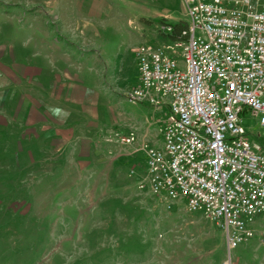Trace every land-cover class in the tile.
<instances>
[{"label": "rangeland", "instance_id": "1", "mask_svg": "<svg viewBox=\"0 0 264 264\" xmlns=\"http://www.w3.org/2000/svg\"><path fill=\"white\" fill-rule=\"evenodd\" d=\"M108 1L111 9L91 21L90 39L50 35L70 50L74 81L92 87L84 97L71 93L75 102L15 80L22 76L13 54L16 63L41 69L32 74L41 86L52 83L61 66L40 42V21L25 12L38 8L0 2V264H221L227 252L216 223L182 204L168 209L137 188L146 171L140 143L162 146L167 109L130 104L125 92L139 79L135 48L163 38L158 21L145 26L137 18L136 3L152 0ZM154 1L147 7L168 6L187 22L180 0ZM119 110L148 115L146 137L136 125L114 120ZM241 124L248 141L264 150L259 118L245 113ZM131 131L136 142L120 144L116 135ZM258 239L231 250L232 261L243 264L253 255L264 262V247H258L264 241Z\"/></svg>", "mask_w": 264, "mask_h": 264}, {"label": "built area", "instance_id": "2", "mask_svg": "<svg viewBox=\"0 0 264 264\" xmlns=\"http://www.w3.org/2000/svg\"><path fill=\"white\" fill-rule=\"evenodd\" d=\"M181 1L186 30L134 50L139 79L127 101L167 109L162 146L140 143L146 171L136 185L168 209L182 204L216 223L227 252L221 264H232L231 250L264 239V150L241 124L249 113L264 128V5ZM116 136L122 145L137 140L132 131Z\"/></svg>", "mask_w": 264, "mask_h": 264}, {"label": "crops", "instance_id": "3", "mask_svg": "<svg viewBox=\"0 0 264 264\" xmlns=\"http://www.w3.org/2000/svg\"><path fill=\"white\" fill-rule=\"evenodd\" d=\"M158 1L164 2L165 0H158ZM0 2H2V4L4 5L13 4L14 6H16V4L18 5L26 4L29 6L35 5L38 8V9L36 8L32 9V8L24 7L26 8L25 12L28 13L29 17H30V14H33L32 18L35 21H40V24H38V26H35V28H37L36 29L37 32L43 33L42 38L39 37L40 42H45L46 44L45 48H47L49 45L50 50L46 51L47 55L53 58V60H55L56 63L61 66L60 71L58 73L57 72L55 73L54 80L52 82L53 84L44 83L41 86L40 84L34 83L33 81L34 79L32 76L33 73L39 74V72H41V69L38 68L37 66L32 67V68H26L22 64L20 65L19 63H16V55L14 56L13 54V58H11L12 60L11 63L13 65L17 64L21 67V76H22L21 78H15V80L21 81V79L24 78L30 82V85L35 86V87H40L43 93L46 91L43 88L47 87L49 90V93H48L49 96L52 98H55L56 100L60 99L64 101L75 102L73 99L74 96L84 97L85 95L89 94L92 87L84 85L83 81L82 83H79V82L76 83L74 81L75 76H73L72 73L69 71V66L71 67V64H72V57H71L70 50L67 49L64 45L58 43L53 38H50V35L55 36V38L56 36L57 38L60 37L64 40L90 39L92 37L91 29L93 26L91 21L93 18H99V15L103 14L106 11L108 12V10L111 9L109 6L110 5L109 1L108 0H0ZM130 3L133 4L132 1ZM154 3H155L154 0L146 1L145 2L146 5L136 3L135 9L138 11V16H139L137 17L138 20H141V21L144 20L146 22H149V21L157 22L159 20H164V22L166 23L167 22L176 23L178 21H182L179 16H176L173 13L172 9L168 8V6L164 8V11L159 10V9L153 10L147 7L148 4L154 5ZM183 9L185 11V8ZM3 15L10 16L9 13H6V12L3 13ZM184 15L186 17V13H184ZM46 17L51 18L52 24L54 26L49 25L48 19H46ZM128 20L130 21V19ZM147 24L148 23H146L145 26H147ZM140 34L144 36V34L148 35L151 33L150 32L149 33L139 32V35ZM8 70L10 71L11 68H8ZM10 74L12 75L11 71H10ZM46 78H47V81L51 82L50 76L48 75L44 76V79ZM11 79L12 81L14 80V78L12 77ZM44 79L43 81L45 82ZM97 80H98L97 78L94 80L95 84ZM128 92L129 90L125 92V95ZM71 93L73 95V98L72 96L70 97ZM133 105H141V104H133ZM142 106H146V105H142ZM153 110L155 111V109ZM116 113H118V116ZM114 114L115 115L113 119L115 120V118H117L122 123L123 127L129 126V125H132V126L136 125L137 126L136 128H138L139 131L144 130L142 137L143 138L146 137V134H147L146 126L148 127L150 123V119L148 115L145 116V114H143V112L141 111H138V112L132 111V112H128L124 114L120 110L119 112L115 111ZM103 118L105 119V117ZM139 138H141V135H139ZM258 240L264 241V239H260V238ZM251 247H253V245H250L249 248ZM258 247H264V242H260ZM255 259H257V263L258 262L264 263L262 261H259L258 260L259 258L252 255L249 259L243 260V264H253L255 263ZM232 264H238V261L234 259L232 261Z\"/></svg>", "mask_w": 264, "mask_h": 264}, {"label": "trees", "instance_id": "4", "mask_svg": "<svg viewBox=\"0 0 264 264\" xmlns=\"http://www.w3.org/2000/svg\"><path fill=\"white\" fill-rule=\"evenodd\" d=\"M149 23V22H147ZM159 24H166L171 27V32L168 34H161L163 39H174L177 38L178 35L181 34V32L185 31L187 28L186 21H178L176 23H166L164 20H159Z\"/></svg>", "mask_w": 264, "mask_h": 264}]
</instances>
